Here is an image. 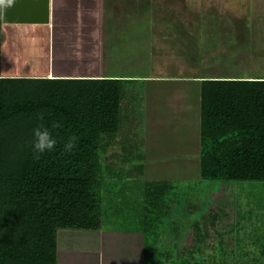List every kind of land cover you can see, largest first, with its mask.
Here are the masks:
<instances>
[{
  "label": "rangeland",
  "instance_id": "rangeland-1",
  "mask_svg": "<svg viewBox=\"0 0 264 264\" xmlns=\"http://www.w3.org/2000/svg\"><path fill=\"white\" fill-rule=\"evenodd\" d=\"M254 2L141 0L140 10L137 4L120 5L121 13L136 12V18L131 20L134 25L131 41L127 44L131 49L135 44V52L141 55L134 70L145 75H162L161 78H176L180 74L188 77L264 75V4ZM123 20L127 22V17ZM117 21L123 22L119 18L112 22ZM117 26L122 25H111L114 29ZM241 30L243 32L236 34ZM18 37L25 39L27 35L20 33ZM242 41L246 45L241 44ZM20 48L21 43L17 51L12 52V59L7 56L4 61L0 60L2 71L11 76H38L37 68L42 67L40 61L30 59ZM115 70L122 68L116 66ZM192 84L196 88L192 90L198 92V85ZM178 94L173 97L178 98ZM143 102L147 104L150 100L146 98ZM137 106V100L132 101L126 94L117 132L103 133L97 148L100 183L91 185V191L100 196L103 221L106 214L112 213L107 201L117 199L119 202L114 205L122 206L120 212L124 216L132 214L139 218L141 211H147L142 217L147 231L150 200L159 196L158 199L165 202L161 203L162 210L169 207L170 213L163 214V222H158L159 247L153 253L147 248L146 264H264V180L218 181L201 177L198 157L203 145L197 124V103L189 108L195 112L194 117L188 118L197 125L194 159H138L137 155H143L144 149L141 124L149 125L160 117L154 110H135L134 115H124ZM167 116L161 115L164 120ZM187 146V151H191L190 145ZM139 161H147V175ZM152 171L155 174H150ZM163 179L178 181L177 195L169 193V186H166V194L160 192L161 186L160 189L148 186V181ZM134 199L143 201L134 203ZM217 228L226 232L227 237L218 235Z\"/></svg>",
  "mask_w": 264,
  "mask_h": 264
},
{
  "label": "trees",
  "instance_id": "trees-1",
  "mask_svg": "<svg viewBox=\"0 0 264 264\" xmlns=\"http://www.w3.org/2000/svg\"><path fill=\"white\" fill-rule=\"evenodd\" d=\"M206 77L200 100L201 177L264 180V78ZM121 87L115 77L0 72V264H55L57 229L100 225L101 199L91 185L100 183V138L119 127ZM38 127L56 140L52 151L34 152ZM70 139L75 147L66 152ZM150 185L163 187L162 194L169 186L173 196L180 189L177 180ZM158 198L150 200L146 231V251L152 253L159 247L158 222L170 213ZM217 234L228 235L218 228Z\"/></svg>",
  "mask_w": 264,
  "mask_h": 264
},
{
  "label": "crops",
  "instance_id": "crops-1",
  "mask_svg": "<svg viewBox=\"0 0 264 264\" xmlns=\"http://www.w3.org/2000/svg\"><path fill=\"white\" fill-rule=\"evenodd\" d=\"M49 1L50 22L48 24L1 22L0 60L4 61L7 56L12 59V52H16L21 43L22 48L20 49L23 54L27 53L30 59L36 58L40 61L42 67L37 68L36 72L40 76L115 77L121 79L120 117L126 94L131 96L132 101L137 100L138 106L137 109H131V112L124 115H134L135 110L140 112L154 110L160 117L159 120L151 121L149 125L141 124V146L144 149L142 150L143 155H137V158L194 159V136L197 125L195 126L193 120L188 119L194 117L195 114L189 108L190 106L193 108L194 103H197L196 112L198 111L199 122L197 124L201 133V84L202 79L206 78V74L193 77L180 74L176 78L170 76L161 78L162 75H145L138 73V69L134 70L138 66V60L140 63L141 55L135 52V44L132 49L127 44L131 41L130 34L133 33L131 29L134 27L131 20L136 18V12L124 11L121 13V10L118 11V9H121L120 5L122 4H137L140 10L139 2L141 0ZM253 1L264 4V0H245L247 3ZM27 9L18 7V10L14 9L15 13L13 12V14L15 16L23 13L28 14L27 12L30 10ZM138 14L139 19L140 12ZM125 16L127 22L123 20ZM118 18L123 22H112ZM106 24L110 26L107 27ZM115 24L122 26H117L114 29L111 25L115 26ZM241 32L243 30L236 34ZM20 33H25L27 37L20 39L18 37ZM241 44L246 45V42L242 41ZM47 53L50 56L49 67H47ZM145 57L146 54L142 56V61ZM116 66L122 70H115ZM139 66L141 65L139 64ZM0 72L1 74L5 73L1 69V63ZM234 76L248 79L264 78V75L251 74ZM193 82L198 85V92L193 91L196 89ZM175 94L180 97H173ZM146 98L150 100L147 103L150 107L143 102ZM130 108L132 106L128 109ZM162 109L165 112H161ZM160 112L161 114H159ZM163 114H168L167 120L161 117ZM163 128H168V130L165 131ZM187 145H190L191 151H187ZM198 159H201L200 155ZM175 163H177L176 160ZM139 166L147 175L149 172L147 161H139ZM152 173L155 174L153 171L150 172V174ZM142 201L134 199L133 202ZM107 202L110 203L112 213L108 214L109 218L106 214L103 221L102 210L103 215L99 226L57 229L55 264H146V229L145 221L142 220L144 210L140 209L143 213L139 218L132 214L124 216L120 212L122 206L114 205L118 204L117 199ZM132 210L137 211L136 209Z\"/></svg>",
  "mask_w": 264,
  "mask_h": 264
},
{
  "label": "water",
  "instance_id": "water-1",
  "mask_svg": "<svg viewBox=\"0 0 264 264\" xmlns=\"http://www.w3.org/2000/svg\"><path fill=\"white\" fill-rule=\"evenodd\" d=\"M18 7L23 8V9L28 8L30 11L27 12L28 14L23 13V14H19L15 16L13 12H14V9L15 11L18 10ZM49 13H50V1L49 0H3L1 22L3 23H45V24H48L50 22ZM49 66H50V56L47 53V67ZM25 75L28 76L29 74H25Z\"/></svg>",
  "mask_w": 264,
  "mask_h": 264
},
{
  "label": "clouds",
  "instance_id": "clouds-1",
  "mask_svg": "<svg viewBox=\"0 0 264 264\" xmlns=\"http://www.w3.org/2000/svg\"><path fill=\"white\" fill-rule=\"evenodd\" d=\"M3 3V0H0ZM42 119V117H40ZM59 127V125H54ZM35 141L32 145L34 152L42 154L45 151H52L55 148L56 140L51 136L47 128H36L33 130ZM75 147L74 139H70L64 146L66 152H70ZM39 158V156H37Z\"/></svg>",
  "mask_w": 264,
  "mask_h": 264
},
{
  "label": "bare ground",
  "instance_id": "bare-ground-1",
  "mask_svg": "<svg viewBox=\"0 0 264 264\" xmlns=\"http://www.w3.org/2000/svg\"><path fill=\"white\" fill-rule=\"evenodd\" d=\"M50 77H52V76H50Z\"/></svg>",
  "mask_w": 264,
  "mask_h": 264
}]
</instances>
